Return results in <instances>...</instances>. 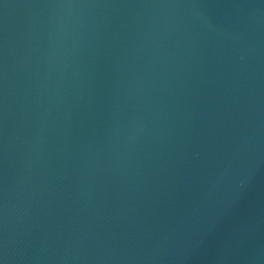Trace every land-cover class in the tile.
<instances>
[{
    "label": "water",
    "instance_id": "obj_1",
    "mask_svg": "<svg viewBox=\"0 0 264 264\" xmlns=\"http://www.w3.org/2000/svg\"><path fill=\"white\" fill-rule=\"evenodd\" d=\"M0 264H264V0H0Z\"/></svg>",
    "mask_w": 264,
    "mask_h": 264
}]
</instances>
